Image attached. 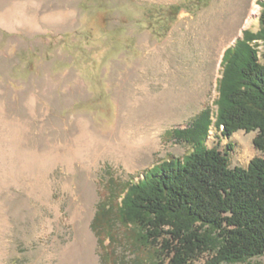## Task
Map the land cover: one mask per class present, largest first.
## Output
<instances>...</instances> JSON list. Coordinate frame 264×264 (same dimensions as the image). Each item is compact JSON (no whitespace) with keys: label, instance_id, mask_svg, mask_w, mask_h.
<instances>
[{"label":"rangeland","instance_id":"1","mask_svg":"<svg viewBox=\"0 0 264 264\" xmlns=\"http://www.w3.org/2000/svg\"><path fill=\"white\" fill-rule=\"evenodd\" d=\"M21 1L20 14L0 21V264H103L92 222L106 185L190 151L169 131L216 110L224 52L260 28V0H246L230 38L210 21L225 0ZM258 49L264 63V42ZM170 73L182 91L201 82L195 101L164 117L143 103L175 88ZM257 134L226 137L213 125L207 142L223 153L232 144L230 165L247 166L264 156ZM116 228L117 264L152 259ZM228 264H264V255Z\"/></svg>","mask_w":264,"mask_h":264},{"label":"trees","instance_id":"2","mask_svg":"<svg viewBox=\"0 0 264 264\" xmlns=\"http://www.w3.org/2000/svg\"><path fill=\"white\" fill-rule=\"evenodd\" d=\"M259 4L260 28L244 29L224 52L216 110L206 107L186 127L169 131L190 151L155 163L138 181L106 185L92 222L103 264L118 263V225L135 250L153 253L152 259L137 255L121 264H194L205 255V264H228L264 255V156L231 166L233 145L223 153L207 142L213 125L226 137L241 129L258 131L254 143L264 152V63L258 49L264 42V0Z\"/></svg>","mask_w":264,"mask_h":264},{"label":"bare ground","instance_id":"3","mask_svg":"<svg viewBox=\"0 0 264 264\" xmlns=\"http://www.w3.org/2000/svg\"><path fill=\"white\" fill-rule=\"evenodd\" d=\"M245 2L246 0H242V1L241 0H225V6H220L217 12L213 14V16L211 15L210 17L211 23L216 24L217 22H219V26L221 27L222 25L224 31H225L224 28L228 30V31L226 30L227 36L229 38L230 36L233 37L235 32H237L240 29V27L245 24V18H244V14H245L244 9L246 8ZM23 5H24V2L21 0L19 1L18 0H4V3L3 2L0 3V10H2L4 7L6 8V6L8 7L2 10V12L0 13V21H5L7 19L9 20L11 16L20 14L21 13L20 11ZM226 12L229 14V17L227 18L226 25H224V22H225L224 17H225ZM254 12H255L254 6H250L248 10V14L250 15V18L251 16H253ZM222 21L223 23L221 24ZM201 45L202 44L199 43V46ZM174 73L172 74L170 73L171 74L170 77L171 79H173L172 86H174L175 88H172L168 91L163 90L162 91L163 95L161 98H159L160 94H157L155 96L156 98L154 97L152 100L149 99L145 103H143V107L148 109V111H151L152 113H156L157 115L165 117L166 116L165 114L173 110L174 108L187 107V103L189 105L193 102L194 98H195L194 101L196 100V94H197L199 84L201 81L199 82V79H196L194 85L191 87L192 89L190 88L188 91H182L181 89H179L180 87H179V81L177 78L178 76L175 75ZM203 73L206 74V71H204ZM143 82H146V80H144ZM142 142L144 145L145 140H142Z\"/></svg>","mask_w":264,"mask_h":264}]
</instances>
